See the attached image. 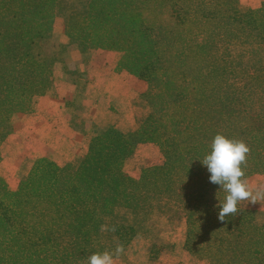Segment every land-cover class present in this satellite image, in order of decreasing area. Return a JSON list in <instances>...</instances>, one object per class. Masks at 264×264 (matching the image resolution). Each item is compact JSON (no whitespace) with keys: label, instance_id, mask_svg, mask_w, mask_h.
Returning a JSON list of instances; mask_svg holds the SVG:
<instances>
[{"label":"trees","instance_id":"16d2710c","mask_svg":"<svg viewBox=\"0 0 264 264\" xmlns=\"http://www.w3.org/2000/svg\"><path fill=\"white\" fill-rule=\"evenodd\" d=\"M56 4L0 0V160L14 115L32 111L52 87L53 62L34 47L51 31ZM80 17L94 27L87 46L121 45L130 72L148 84L152 109L133 131L110 126L92 135L86 153L62 167L37 159L16 190L0 177V264H85L135 235L137 223L117 220V209L145 220L160 201L182 208L186 249L208 264H264V222L239 203L219 220L224 192L198 160L222 133L250 148L243 178L264 175V76L231 55L234 44L264 47V4L83 0ZM144 143L166 160L132 184L123 168Z\"/></svg>","mask_w":264,"mask_h":264},{"label":"rangeland","instance_id":"374dc122","mask_svg":"<svg viewBox=\"0 0 264 264\" xmlns=\"http://www.w3.org/2000/svg\"><path fill=\"white\" fill-rule=\"evenodd\" d=\"M237 1L245 9L264 4V0ZM82 2L57 0L51 31L34 47L36 56L53 62L52 87L45 95L59 106L53 104L51 113L38 112L42 95L34 99L32 111L14 115L12 133L1 144L0 160V177L12 191L37 159L46 158L62 167L86 153L92 135L110 126L133 131L152 109L150 99L143 96L148 84L130 72L121 45L87 46L94 27L80 17ZM221 49V55H226L225 48ZM231 55L253 65V76H264V47L244 52L234 44ZM165 160L166 153L155 144H139L125 162L124 177L137 183L144 168ZM243 179L253 189L264 185L262 174ZM239 204L254 212L257 224L264 222V199ZM116 214L117 220L137 224L135 235L115 264H208L203 256L186 249L185 215L172 202L155 203L145 220L122 208Z\"/></svg>","mask_w":264,"mask_h":264},{"label":"clouds","instance_id":"9594fccd","mask_svg":"<svg viewBox=\"0 0 264 264\" xmlns=\"http://www.w3.org/2000/svg\"><path fill=\"white\" fill-rule=\"evenodd\" d=\"M249 153L250 148L243 140L216 133L202 160L198 159L210 173L209 181L219 185L224 192L223 200L217 205L218 219L221 221L238 212L240 201L256 202L264 199V185L253 189L243 179L245 172L242 166L246 164ZM111 231L115 229L112 228ZM123 252V246L118 244L112 251L93 252L87 257L85 264H115V259Z\"/></svg>","mask_w":264,"mask_h":264},{"label":"crops","instance_id":"0c3cea01","mask_svg":"<svg viewBox=\"0 0 264 264\" xmlns=\"http://www.w3.org/2000/svg\"><path fill=\"white\" fill-rule=\"evenodd\" d=\"M53 104H54V107L59 106L57 101L52 96H49V95L42 96L41 98H39L37 111L42 112L44 110H47L49 111L47 113H51L53 111V108H52Z\"/></svg>","mask_w":264,"mask_h":264}]
</instances>
